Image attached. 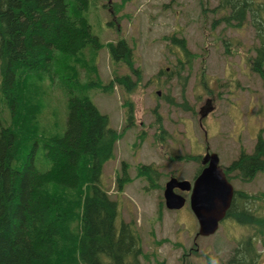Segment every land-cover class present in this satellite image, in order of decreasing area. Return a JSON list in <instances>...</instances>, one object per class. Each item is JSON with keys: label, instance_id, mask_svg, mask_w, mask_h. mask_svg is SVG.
I'll return each instance as SVG.
<instances>
[{"label": "rangeland", "instance_id": "1", "mask_svg": "<svg viewBox=\"0 0 264 264\" xmlns=\"http://www.w3.org/2000/svg\"><path fill=\"white\" fill-rule=\"evenodd\" d=\"M66 1L71 14L76 2ZM256 1L263 5L264 0ZM89 2L82 13L103 48L95 58L85 52L80 62L58 54L42 85L36 84L38 74H26L24 95L30 91L43 95L38 122L32 127L53 133L55 114L66 110L69 90L89 97L122 133L113 159L103 167L102 187L119 203L122 218L133 222L143 253L152 255L150 263L226 264L236 243L251 237L253 228L226 218L213 235L199 237L188 205L189 192L175 191L187 202L184 208L170 211L164 206L163 191L171 177L192 185L196 160L199 167L205 152L217 154L225 170L241 151L253 152L258 134L264 138V80L252 70L251 62L258 42L254 29L250 23L239 29L217 24L216 0ZM181 37L193 55L189 59L173 45L172 39ZM120 39L131 48L133 68L139 70L134 92L126 95L116 86L104 94L90 88L87 84L94 65L102 85L115 74L135 80L126 65L112 62L104 46ZM166 69V74H174H159ZM126 98L133 103V125L129 128H125ZM206 105L212 110L200 124L199 112ZM5 111L0 101V116L6 124ZM59 125L61 128V120ZM123 165L130 181L118 193L116 180L123 177ZM142 166L156 172L144 175L140 173ZM230 176L234 191L247 195L236 201L237 207L245 200L248 211L264 217V174L258 173L247 182H241L236 173ZM256 235L257 264H264V228Z\"/></svg>", "mask_w": 264, "mask_h": 264}, {"label": "trees", "instance_id": "2", "mask_svg": "<svg viewBox=\"0 0 264 264\" xmlns=\"http://www.w3.org/2000/svg\"><path fill=\"white\" fill-rule=\"evenodd\" d=\"M74 1L70 14L66 0H0V101L7 110L6 124L0 116V264H151L152 255L143 253L133 222L122 218L119 203L102 187L103 167L113 159L114 146L122 136L109 117L100 113L89 97L69 90L66 110L55 114L54 127L58 129L53 127L49 134L45 128L32 127L38 122L43 95L36 91L24 95L26 74H38L36 84L42 85L58 54L80 62L85 52L95 58L103 48L82 13L89 0ZM216 3L217 24L239 29L250 23L254 29L258 42L251 58L252 70L264 80V2ZM172 42L186 59L193 56L183 37ZM104 46L112 62L126 65L135 80L115 74L102 85L94 65L87 85L104 94L117 86L130 95L140 80L139 70L133 68L131 48L124 39ZM159 74L174 73L162 70ZM123 100L125 128H129L133 103ZM123 169V177L116 180L118 193L130 181L126 167ZM141 171L144 175L155 173L150 167H141ZM224 171L229 181L230 174L236 173L241 182L264 174L261 134L253 152L241 151ZM242 197L247 195L234 191L224 219L231 218L255 232L236 243L226 264L259 261L253 240L264 228V217L248 211L245 200L237 207L235 203Z\"/></svg>", "mask_w": 264, "mask_h": 264}, {"label": "water", "instance_id": "3", "mask_svg": "<svg viewBox=\"0 0 264 264\" xmlns=\"http://www.w3.org/2000/svg\"><path fill=\"white\" fill-rule=\"evenodd\" d=\"M208 105L200 112L204 118L211 112ZM218 156L206 153L201 164L205 166L192 185L188 181L170 178L164 187L163 199L167 210L177 211L184 207L185 199L175 193V189L190 192L189 208L198 224L197 236L213 235L223 221L232 198L233 187L226 180L222 169L218 166Z\"/></svg>", "mask_w": 264, "mask_h": 264}, {"label": "flooded vegetation", "instance_id": "4", "mask_svg": "<svg viewBox=\"0 0 264 264\" xmlns=\"http://www.w3.org/2000/svg\"><path fill=\"white\" fill-rule=\"evenodd\" d=\"M167 70H169V69H167ZM196 161H197V169L195 171V178L198 177V171H199V169L201 170L204 167V166L201 165V160H200V166L199 167H198V159ZM195 178H194V180H195ZM176 190L179 191L178 189H176ZM189 195H190V193H189Z\"/></svg>", "mask_w": 264, "mask_h": 264}]
</instances>
